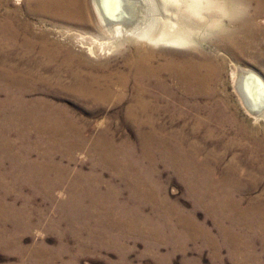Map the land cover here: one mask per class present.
<instances>
[{
    "label": "rangeland",
    "instance_id": "374dc122",
    "mask_svg": "<svg viewBox=\"0 0 264 264\" xmlns=\"http://www.w3.org/2000/svg\"><path fill=\"white\" fill-rule=\"evenodd\" d=\"M85 2V26L28 14L37 7L25 1L0 5V69L25 76L16 87L0 74V264H264V119L243 109L231 76L236 64L264 77V2L238 17L257 31L252 53L221 55L217 108L180 100L170 80L163 88L174 97L136 82L127 60L142 41L113 48L118 36ZM21 42L34 50L24 55ZM40 46L58 63L70 55L80 78L99 80L92 90L112 96L96 100L70 74L43 83L54 64L32 68ZM138 83L152 113L136 118L127 112ZM214 109L223 117L209 118Z\"/></svg>",
    "mask_w": 264,
    "mask_h": 264
},
{
    "label": "bare ground",
    "instance_id": "6f19581e",
    "mask_svg": "<svg viewBox=\"0 0 264 264\" xmlns=\"http://www.w3.org/2000/svg\"><path fill=\"white\" fill-rule=\"evenodd\" d=\"M16 1L17 3L25 1L28 6L35 5L37 7L35 11L25 9L28 14L46 16L63 23H81L84 26L89 20V11L85 0ZM2 2L3 0H0V5ZM263 2L264 0H207L205 3L190 4L187 2H171V0H121V3L116 4L112 0H107V2L105 0H91L103 28L111 35L118 36L116 41L113 42V48L118 49L121 46L129 45L135 39L142 41L138 49L135 50L134 55L127 60V66L136 82L140 81L139 78L144 77L143 79L146 82H150L151 87L163 88V85H167L170 80L181 88L183 96H178L180 100L185 101L187 98L202 96L214 108L224 106V100L217 99L216 90L219 87L220 75L223 70L224 58L221 55L239 59L242 56L251 54L252 52L250 53L249 49L251 47L253 49L256 42V40L254 42V38L257 36V31L250 27L247 21L238 17L243 14V10L249 7L250 4L255 5L254 14H258L256 8L260 6L258 10L261 11ZM233 6L234 8H232ZM231 10L234 11V17L229 14ZM19 26H21L23 32L28 29V24L23 21ZM88 26L90 29L93 28L91 24ZM9 28L10 25H6V32L4 33H10L15 40L18 30L11 31L8 30ZM8 40L10 41V39ZM196 41H198V44ZM203 44L208 45L209 53L202 50L200 45ZM21 47L26 49L24 55L28 51L34 50V47L30 46L29 43L25 46L21 42ZM154 47H170L173 50L171 56H167L168 52H163L161 49L155 52L153 51ZM178 49L180 51H174ZM38 54L39 61L32 63V68L40 69L48 63L54 64L51 69L52 72L45 75V80L42 81L49 84L48 86L52 84L59 86L61 76L70 74L74 78L73 86L91 92L96 100H106L109 96H112L110 89H103L100 94L97 93V90H92L98 85L99 80L80 78L78 75L82 71L74 68L77 66L69 59L70 55L65 56L66 59L58 63L57 55L46 46H40ZM159 55L163 58L167 56V58L163 63L154 65L153 59ZM254 58H258L257 52ZM13 71L6 69V72H3V69H0V74L5 77L6 84L22 87L25 84V76L17 74V76L12 77L11 73ZM34 72L40 71L36 70ZM34 72L32 69H28L25 73L32 74ZM231 74L233 89L243 109L256 120L264 119V77L253 68L241 67L236 64ZM120 79L121 77L118 82L124 85L126 79ZM138 85L137 92L139 94L135 96L137 105L130 107L127 112L128 116H135L136 118L144 112L147 113V111L152 113L140 97L141 93L144 92V87L139 83ZM164 90L170 97L174 95L170 89L167 91L163 88ZM151 100L157 101L152 99V96ZM223 114V112L214 109L208 114V117H223ZM46 115L48 114L38 116L32 114L30 119L41 118Z\"/></svg>",
    "mask_w": 264,
    "mask_h": 264
},
{
    "label": "snow or ice",
    "instance_id": "6c2138e0",
    "mask_svg": "<svg viewBox=\"0 0 264 264\" xmlns=\"http://www.w3.org/2000/svg\"><path fill=\"white\" fill-rule=\"evenodd\" d=\"M105 2H107V0H105ZM112 2L119 4L121 3V0H112ZM171 2H187L190 4H200L207 2V0H171Z\"/></svg>",
    "mask_w": 264,
    "mask_h": 264
}]
</instances>
